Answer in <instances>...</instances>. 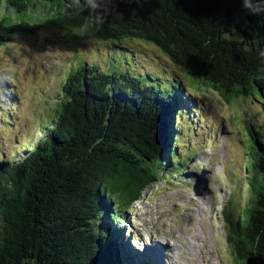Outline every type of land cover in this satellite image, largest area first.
<instances>
[{"label":"trees","instance_id":"trees-1","mask_svg":"<svg viewBox=\"0 0 264 264\" xmlns=\"http://www.w3.org/2000/svg\"><path fill=\"white\" fill-rule=\"evenodd\" d=\"M101 14L97 25L75 0H0V45L36 35L39 24L21 23L35 15L64 40L151 43L223 99L264 98V12L248 13L241 0H102ZM132 75L86 62L71 69L53 124L12 161L0 157V264H138L123 228L98 221H125L162 178L187 102L182 88ZM249 134L260 180L242 213H222L233 264L251 255L264 264V143Z\"/></svg>","mask_w":264,"mask_h":264},{"label":"rangeland","instance_id":"rangeland-1","mask_svg":"<svg viewBox=\"0 0 264 264\" xmlns=\"http://www.w3.org/2000/svg\"><path fill=\"white\" fill-rule=\"evenodd\" d=\"M22 18V24L39 28L36 35H12L0 45V157L12 161L36 144L56 119L67 74L82 63L109 73L141 74L135 77L144 84L173 94L182 88L187 103L176 115L177 153L171 165L124 210L125 221L98 222L123 228L124 245L135 251L131 257L138 264L235 263L222 213L224 207L242 213L251 185L260 180L249 131L254 129L264 143V98L223 99L140 39L116 44L93 37L64 40L63 30L47 20ZM179 240L182 249L171 252L170 246H181Z\"/></svg>","mask_w":264,"mask_h":264},{"label":"clouds","instance_id":"clouds-1","mask_svg":"<svg viewBox=\"0 0 264 264\" xmlns=\"http://www.w3.org/2000/svg\"><path fill=\"white\" fill-rule=\"evenodd\" d=\"M75 3L79 5L81 9L87 8L91 13L95 14V23L97 25L103 23L104 17L101 14L102 0H84L83 4L80 3V0H75ZM241 3L242 7L252 15H258L264 12V0H241Z\"/></svg>","mask_w":264,"mask_h":264},{"label":"water","instance_id":"water-1","mask_svg":"<svg viewBox=\"0 0 264 264\" xmlns=\"http://www.w3.org/2000/svg\"><path fill=\"white\" fill-rule=\"evenodd\" d=\"M245 264H263V262L258 256L251 255L247 257Z\"/></svg>","mask_w":264,"mask_h":264},{"label":"bare ground","instance_id":"bare-ground-1","mask_svg":"<svg viewBox=\"0 0 264 264\" xmlns=\"http://www.w3.org/2000/svg\"><path fill=\"white\" fill-rule=\"evenodd\" d=\"M179 243H181V246H179V245H177L176 243L174 244V246H170L171 247V252H174V251H176V247L178 246L180 249H182V247H183V242L181 241V240H179ZM177 247V248H178Z\"/></svg>","mask_w":264,"mask_h":264}]
</instances>
